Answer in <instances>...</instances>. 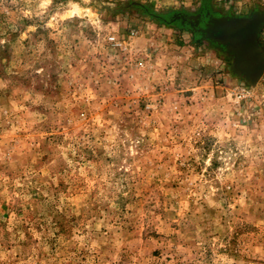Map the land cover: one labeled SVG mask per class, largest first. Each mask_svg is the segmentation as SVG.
<instances>
[{
  "label": "rangeland",
  "instance_id": "rangeland-1",
  "mask_svg": "<svg viewBox=\"0 0 264 264\" xmlns=\"http://www.w3.org/2000/svg\"><path fill=\"white\" fill-rule=\"evenodd\" d=\"M178 14L0 0V264H264V75Z\"/></svg>",
  "mask_w": 264,
  "mask_h": 264
},
{
  "label": "water",
  "instance_id": "water-1",
  "mask_svg": "<svg viewBox=\"0 0 264 264\" xmlns=\"http://www.w3.org/2000/svg\"><path fill=\"white\" fill-rule=\"evenodd\" d=\"M177 21L199 41L206 39L235 56L233 71L246 75L255 84L264 75V47L258 42L264 13L250 17H214L208 12L193 17L178 15Z\"/></svg>",
  "mask_w": 264,
  "mask_h": 264
},
{
  "label": "crops",
  "instance_id": "crops-1",
  "mask_svg": "<svg viewBox=\"0 0 264 264\" xmlns=\"http://www.w3.org/2000/svg\"><path fill=\"white\" fill-rule=\"evenodd\" d=\"M162 3L163 7L171 8L174 12H180L182 15L193 17L201 14L202 12H208L210 15L215 16L217 7L215 0H158ZM223 14H236L240 8L231 7L230 5L223 6ZM255 9V7H253ZM241 11V10H240ZM260 12V11H259ZM261 13H264L262 11ZM180 15V14H178ZM182 29L184 27L181 26ZM186 31V29H184ZM258 42L261 46H264V26H262L259 35Z\"/></svg>",
  "mask_w": 264,
  "mask_h": 264
}]
</instances>
